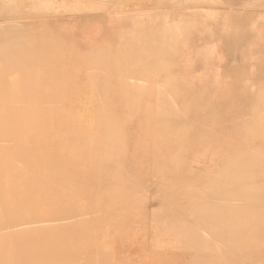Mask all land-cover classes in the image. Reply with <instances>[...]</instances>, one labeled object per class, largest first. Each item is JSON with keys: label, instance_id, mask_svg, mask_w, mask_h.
<instances>
[{"label": "bare ground", "instance_id": "obj_1", "mask_svg": "<svg viewBox=\"0 0 264 264\" xmlns=\"http://www.w3.org/2000/svg\"><path fill=\"white\" fill-rule=\"evenodd\" d=\"M2 2L11 8L9 12L13 13L12 16L17 13L13 0ZM9 26L8 29H11ZM17 34L9 35L7 39L0 35V89H6L3 99H0V264H169L170 260H175L177 264H200L198 262L202 261L218 264L221 260V264H264V254L261 255L257 249L264 244L261 243V239H264V65L253 69L260 75L240 77L237 83L239 90L224 93L216 92V89L215 92L209 91L210 78L213 77L209 72L207 74L211 77L206 75L209 78H206V82L189 81L187 78L178 80L174 76L166 80L167 68H159V72L164 74L152 78L165 79H156L151 83L150 78V82L140 84L139 88L143 91L138 90L141 92L139 95L148 92L141 96L145 106L141 105L142 112L137 118L134 113L126 114L121 106L116 108L113 105L114 111L106 113L107 105L103 114L93 113V108H85V113L90 110L92 114L84 118L92 121L84 122L80 116L82 119L78 118L84 122L81 124L80 120L74 122L73 114L61 115L56 108L49 109L43 105L35 110L38 107L34 105H31L34 109L27 107L30 100L25 96L17 99V96L25 94L28 83L18 81V78L25 80L18 74L32 70L39 73L41 70L39 66L20 64L18 58L21 52L6 48L10 42H18L22 38ZM52 46L50 44L49 47ZM244 47L247 46L244 45L242 49ZM242 51L246 54V50ZM223 59L218 61V66ZM253 59L248 57L250 61ZM208 80L211 82L207 83ZM72 81L76 82L75 79ZM121 86L118 84L119 88ZM184 86H190V89H181ZM80 87L83 89V86ZM40 92L36 93L41 97L43 94ZM138 100H131L134 101L131 107L139 105V102L135 105ZM84 101L87 103L86 99ZM4 103L9 106L4 107ZM78 103L80 105L82 102ZM78 108L76 114L81 109ZM148 135L151 140L144 145L143 138ZM130 138H135V142ZM36 139L38 143L39 140L43 141L39 147H44L36 149ZM71 143L76 146L74 149H71ZM143 147L153 151L149 162L142 163L139 157L140 164H135L137 166H130L131 163L127 161L128 164L124 163L119 169L117 161L124 153L130 152L132 156L135 152L140 154ZM129 234H133V238H137L136 234H151L146 238L153 237L154 242L164 239L169 245L156 244L153 249L148 247L149 254L152 252L151 259H148L146 254L143 256L141 253H148L147 247L144 249V239L137 241L143 237L140 236L134 243L136 238L132 240ZM152 234H156L155 237ZM178 235L181 237L177 238ZM124 237L130 238L126 241L131 240L135 245H131V242L129 245L137 249L127 245ZM141 241L143 248L139 247L140 244L138 246ZM136 251L142 255L139 257ZM135 254L137 258H134Z\"/></svg>", "mask_w": 264, "mask_h": 264}, {"label": "rangeland", "instance_id": "obj_2", "mask_svg": "<svg viewBox=\"0 0 264 264\" xmlns=\"http://www.w3.org/2000/svg\"><path fill=\"white\" fill-rule=\"evenodd\" d=\"M13 2L15 4V8L17 11V13H15L14 16H12L13 15L12 12H9L11 8L5 6L3 4L2 0L0 1V18L1 17L3 18V21H2V18L0 19L1 20L0 21V35L7 39V37L9 38V35L10 36H12V35L16 36V34L18 33L17 35L21 36L22 38L18 42H16V41L10 42V46H6V48L11 47L12 50L17 49L21 52V54L18 58V60L20 61V64L31 66V67H32V65L33 66L35 65L36 67L39 66L38 68H41V70H42V71L40 70L41 73L40 72L37 73V71L32 70V71H28V72L25 71L26 73H28V75L25 72H21V74L20 73L18 74L19 76H22L21 77L22 79L25 78V80L24 79L21 80L20 78H18L17 79L18 81H21V82L24 81L25 83L22 82L24 84H26V82H28V83L30 82V83H29V85H28V83L26 84V86H25L26 88L25 87L22 88V89L25 88V90H24L25 94L17 96V99H19V98L22 99L25 96V99L30 100V102L28 103L30 106L28 105L27 107L33 108V106L31 107V105H34L36 108L38 107V109H35V110H39V108H42L43 106L44 107L48 106L47 108H49V109H55L56 108L57 111L59 110V113L61 115L67 114V115L72 116V114H73L72 117L75 119L74 122H77L80 120L79 122L81 124L84 123L85 121L86 122L92 121L91 119H89V121H88V117H90L88 115L92 114V113H90V110H92L91 108H93L92 112L94 111L95 113H100V114H103L105 112L106 113H108V112L112 113L114 111V107H112L113 105L116 108H120V106H121V108L124 110V112H126V114H127V112H129L128 115L136 114L134 116L137 118L138 115L142 112L141 111V108H142L141 105H143L142 104L143 98H141V96L144 97V94L146 92H148V90L147 91L145 90L146 92L143 93V95H139L143 91L142 88H139L140 84H142L143 82H150V80H151V83H154L156 81V79H157V81H159L160 79L162 81L163 79L166 78L165 76H167L166 80H168V79L171 80L175 77V78H178V80L179 79L182 80L183 78H187V80H189V81L196 80L195 82H199V80H200V82H206L205 81V80H207L206 78H208L209 75H212L213 77H211V76H210L211 78L209 77L212 82L210 80L207 81V83L211 82L210 83L211 86H210V88H208L209 91H214L216 89L215 90L216 92L224 93L226 91H234V90L237 91V90H239L240 86L237 83L241 79L240 77L247 76V75L248 76L260 75L259 74L260 72H257V71L254 72L253 69L256 67H263V65H264V50L261 49V48H264V43H263L264 42V39H263L264 38V30H263L264 29V0H53L51 2L49 0L48 4L45 3V1L42 2V0H38V1L37 0H13ZM97 6H99V7H97ZM170 11H174L175 13L172 12L170 14ZM79 16H88V17L92 16V18H94L95 21H92L91 24L88 25L89 28H91V29H88L87 32L86 31H80V30L76 31V29H74L75 20ZM17 17H19V18L17 19ZM4 19L7 21H4ZM11 22H12V24L14 22L15 23L12 25ZM258 23H260V24L258 25ZM17 24H19V25H17ZM8 26L11 27V29H12V27H14L13 30L14 29L15 30L11 31V29H8ZM15 26H17V28ZM253 26H255V27H253ZM14 32H15V34H14ZM260 32H262V33L260 34ZM262 36H263V38H262ZM213 39H215V40L213 41ZM261 40H262V42H261ZM8 41L9 40H7L6 43H8ZM49 43L51 44V46L52 45L53 46L49 47L50 46ZM163 43H166L167 45L163 46ZM219 43H220V45H219ZM69 44H70V47L68 46ZM241 45H242V47H241ZM244 45L247 47H244L245 49H242ZM63 46L65 48H63ZM248 46H249V48H248ZM250 46H251V48H250ZM254 48L256 49V51ZM53 49H54V51H53ZM45 50L48 53H46ZM113 50H115V51H113ZM132 50H133V53H132ZM154 50H156V51H154ZM242 50H246V54H245V51L243 52ZM249 50H250V53H249ZM69 51H70V53H69ZM89 51H91V52L87 53ZM247 51H248V53H247ZM34 52H40V53L34 54ZM120 52L123 53V55L122 54L120 55ZM136 52L138 54H136ZM216 52H217V54H216ZM227 52H230V53H227ZM236 52H238V53H236ZM240 52L245 54V56L247 57L246 60H245L246 57L244 55H242V53L240 54ZM50 53H52V54L54 53V54L52 55ZM139 53H141V55ZM254 53L258 56H256ZM44 54H46V55H44ZM95 54H96V56H95ZM103 54H104V56H103ZM131 54H133V55L131 56ZM33 55H34V57H33ZM65 55H67V56H65ZM99 55H101V56H99ZM135 55L137 56L136 57L137 60L135 59ZM175 56L177 57L176 60H175ZM241 56L244 57V59ZM253 56H254L255 60L253 59ZM259 56L263 57V59L260 58ZM248 57L250 60L253 59V61L248 60ZM250 57H252V58H250ZM256 57H257V60H256ZM142 58L144 59V61ZM198 58L200 60H198ZM206 58H207V60H206ZM222 58H224V59L229 58L228 60H230V59L231 60L229 61V63H227L228 60L226 59L227 61H226V63H224L225 60L223 59L221 61L222 64L219 63V66H218L217 65L218 61H220ZM233 58L236 61L239 59L238 62L234 63L235 60ZM241 58L244 60V62H242L243 60ZM74 59H76V60H74ZM107 59H109L111 61V63ZM184 60L186 62L187 61L188 62L186 63ZM204 60H206V61H204ZM56 61H57V63H56ZM23 62H25V63L27 62V63L25 64ZM79 62H81V63H79ZM107 62H108V64H107ZM125 62H127L128 64ZM129 62H131L132 64ZM204 63L207 65H205ZM46 64H47V67H46ZM48 64L50 67L48 66ZM121 64H122V66H121ZM57 65H58V67H57ZM211 65H213V66H211ZM170 66L172 67V69ZM202 66H204V67H202ZM61 67H63V69ZM112 67H115V68L112 69ZM119 67H120V69H118ZM133 67H135L134 70H133ZM196 67L198 68V70ZM217 67H219V68H217ZM159 68H167L166 72H165V76H164L165 78L162 77L159 79L158 78L153 79L152 77L161 76L164 74V73L162 74L161 72H159ZM242 68H243V70H242ZM121 69H122V71L123 70H125V71L122 72ZM135 69H137V70H135ZM139 69H141V70H139ZM173 69L178 70V71H173ZM210 69L212 71L211 73H210ZM185 70H188V71H185ZM70 71H72V72H70ZM100 71H101V73H100ZM46 72H48V73H46ZM34 73H36V74L33 75ZM52 73H53V75H52ZM105 73H108L107 74L108 76ZM129 74L131 75L130 78H129ZM66 75H67L69 81L67 80ZM103 75L106 76V78ZM138 75H140L139 76V78L141 77L140 79L138 77H136ZM206 75H208V77H206ZM71 76H72V78H71ZM116 76H118V77L116 78ZM143 76H144V78H143ZM171 76H172V78H171ZM135 77L138 78L139 81L136 80ZM29 78H31V79H29ZM32 78H33V81H32ZM65 78H66V80H65ZM120 78L123 80H120ZM127 78H129L130 80H135L136 82L132 81V83H133L132 84L131 81ZM41 79H42V81H41ZM73 79H75L76 82L72 81ZM96 79H97V81H96ZM84 80H85V82H84ZM111 80H112V82H111ZM116 80H117L118 84H121L124 87L123 88L121 86V88H123V89L118 87ZM187 80H186V82H188ZM54 81H55V83H54ZM67 81H68V83H67ZM107 81H109V82H107ZM113 81H114V84H113ZM38 82H40V84ZM44 82L47 84H45ZM73 82L76 85H74ZM71 83L73 84V86H71L72 85ZM79 83H81L82 85ZM183 83H185V82L183 81ZM30 84H32V86ZM62 84H63V86H62ZM110 84H111V86H110ZM112 84L114 85L113 86L114 89L112 88ZM115 84H116V86H115ZM124 84L127 85L126 89H125L126 85H124ZM128 84H130V85H128ZM42 85H44V88ZM69 85H70V87H69ZM79 85L83 86L84 90ZM74 86H77L78 90H76V87L74 89ZM78 86H79V88H78ZM84 86L86 88H84ZM109 86L111 87V89ZM136 86H137V88H136ZM34 88H36V89H34ZM69 88L70 89L72 88V89L70 90ZM87 88H88V90H87ZM61 89H62V91L64 90L66 93L64 91L61 93L58 92V91H61ZM89 89L91 91L89 93H87L89 91ZM132 89H134L133 91L139 90L141 92L138 91L135 93V92H132ZM181 89L187 90V89H190V86H184V87H181ZM5 90H6L5 88H4V90H3V88L0 89V91H2V92H0V95L1 94L3 95V96L1 95L0 99H3L2 97H4V93H5L4 91ZM39 90H41V92ZM103 90H104V92H103ZM111 90H112V92H111ZM118 90H120V91L122 90V91L118 92ZM28 91H29V93H28ZM69 91H71V92H69ZM109 91H110V93H107ZM123 91H124L125 96L123 95ZM36 92L37 93L40 92V94H43V95H41L42 98L40 96H37L38 94ZM126 92L128 94H126ZM115 93H116V95H115ZM137 93H138V95H136ZM55 94H57V96H55ZM82 94H84V96L85 95L86 96L84 97ZM109 94L110 95L112 94L111 95L112 97ZM27 95H28V97H27ZM32 95H33V97H32ZM61 95H63V96H61ZM66 95H68V97H65ZM73 95L75 96V98ZM134 95H136V96H134ZM92 96H94V97H92ZM114 96H115V99H113L114 100L113 101L112 98H114ZM123 96L125 99L123 98ZM30 97H32V98L30 99ZM43 97H44V99H43ZM53 97L54 98L60 97V98L54 99ZM78 97L80 100L73 101L74 99H78ZM119 97H120V99H118ZM134 97L140 99L138 101H135V105L137 104V102H139V105L138 104H137L138 106L136 105L137 108L140 109L139 111H136V109H137V108L135 109L136 106L133 107L134 101H131V100H135ZM47 98L49 100H51L50 103H49V100ZM71 98L72 99L74 98V99L72 100ZM83 98L86 99L87 103L84 101L85 102V104H84L83 100H85V99H83ZM104 98H105V100H104ZM35 99H37V100H35ZM60 99H61V101H60ZM62 99H65V100L68 99V100L62 101ZM81 99H83V100H81ZM93 99H94V102H93ZM121 99H123L125 102L127 100V104ZM91 100H92V102H88ZM95 100L99 104H97L95 102ZM110 100H112V101H110ZM34 101H38V102H34ZM78 101L82 102L84 104V105H82V107H84V108H82L80 106L82 103L80 105H78L79 104ZM44 102H46L47 104L45 103V105H44ZM62 102H63V105L64 106L66 105V106L61 113L60 111L64 107L62 105ZM68 102H69V104H68ZM111 102H113V104ZM114 102H116L118 105L115 104ZM123 102H124V104H123ZM132 102H133V105L131 107ZM52 103H54V104H52ZM71 103H73L74 105ZM75 103H77V104H75ZM110 103H111V107L109 109ZM0 104H1L0 105V107H1L2 103H0ZM50 104H51V106H50ZM93 104H95L96 106ZM12 105H14V104H12ZM3 106L8 107L9 105L4 103ZM125 106H126V108H125ZM139 106H140V108H139ZM143 106H145V105H143ZM77 107H80L81 109H83V110H81L80 108H78L81 110V111L79 110V113H78L80 115L76 114L77 113V109H76ZM105 107L107 110L105 109ZM85 108L90 109V110H88L89 112L86 111L88 113H85V111H84ZM112 108H113V110H112ZM122 109H120V111H122ZM132 109H134L135 111H133ZM72 110H74V111H72ZM99 110H100V112H99ZM81 112H83V113L81 114ZM132 113H134V114H132ZM80 116L83 118L84 122L81 120L82 118ZM84 116H88V117L84 118ZM78 117H80L81 119ZM84 119H87V120H84ZM59 121L60 120H58V122ZM62 121H64V120H62ZM47 125H50V124H47ZM131 139H133L135 142V138H130L129 140H131ZM149 140H151L150 135L144 137L143 138L144 145ZM35 141L38 143L37 139ZM42 142H40V140H39L40 144ZM39 143L35 144L36 149H38L40 147L41 148L44 147L43 145H41L39 147V145H40ZM49 143H51V142H49ZM71 144L73 145V147L71 149H74L76 146H74V143H71ZM51 145H53V144H51ZM51 152H53V151L51 150ZM152 153H153V151H151V149L146 148V147H143L140 149V154L135 152L133 154V156L130 155V152L124 153V155L122 157L124 162L122 161L123 162L122 163L121 162L122 158L121 159L119 158L118 159L119 161H117V162H118V165L120 166V168L118 167V165H116L115 168H117V170H118V168L121 169V167L124 166V163H125V165L128 164L127 161H129V163H131L130 166H137L135 164H140V161H139L140 158L139 157L142 158V163L149 162L150 156H152ZM115 168H113V169H115ZM99 235L101 236L102 234H99ZM99 235L97 237L100 240L101 237L99 238ZM120 235H122V234H120ZM131 235L129 234L128 237H130L132 240L134 238H136V237L133 238V234H131ZM147 235L150 237L151 234H145V236H142L141 234H136L135 236H137V238L135 239L134 243H137L136 240L140 236L143 237V238H139L137 241H139L140 239H144V241L142 240L143 242H145L144 244H146V246H144L145 247L144 249H146V247H147L148 253L146 251H142L141 253L143 254V256H144V254H146L148 259H151L152 252H150V254H149V248L148 247H150V248L152 247L151 249H153V246L156 244H159L161 246H167L169 244L167 242H164L163 241L164 239H160V241L157 240L154 242L155 239L153 240L152 236H151L152 240L148 239L149 237ZM155 235L156 234H154L153 236L155 237ZM146 236L148 238H146ZM182 236H184V235H182ZM170 237L172 240L173 237L172 236H170ZM176 237L178 238L181 236L178 235ZM130 238L126 239V237H124V239H125L124 241H126V240L129 241ZM161 238H163V237H161ZM120 239L122 240L123 238H120ZM157 239H159V237H157ZM142 241H141V243L138 242V246L140 244L139 247H141V248H143L142 247ZM261 241H263L261 243H264V239H261ZM130 242H127L126 244L129 245V243H130L133 246L135 245L134 243H132L131 240H130ZM169 242H170V239H169ZM131 245H129V246H131ZM133 246H131V247H133ZM263 246H264V244H260L259 247L257 248V249H259L260 254L261 253L264 254V251H263L264 247ZM133 248H135V247H133ZM133 248L131 250H133ZM135 249H137V248H135ZM136 253L138 255L139 251H136ZM141 253H139V257H140ZM263 254H261V255H263ZM137 255L135 254L134 258H137L138 257ZM138 259H136V261ZM198 263L208 264L207 262L204 263V261H202V263L201 262H198ZM221 263H222V260L218 264H221ZM169 264H177V262L175 260H173V261L170 260Z\"/></svg>", "mask_w": 264, "mask_h": 264}, {"label": "crops", "instance_id": "obj_3", "mask_svg": "<svg viewBox=\"0 0 264 264\" xmlns=\"http://www.w3.org/2000/svg\"><path fill=\"white\" fill-rule=\"evenodd\" d=\"M48 4V1L49 0H42V2H44ZM53 1V0H50V2ZM43 4V3H42ZM99 7V6H97ZM164 12V11H163ZM174 12V11H170V14ZM175 13V12H174ZM100 18V17H99ZM92 21H95L94 18H92V16H79L76 20H75V25H74V29H76V31L80 30V31H86L88 29H91L89 28V24H91ZM167 44L166 43H163V46H166ZM169 45V44H168Z\"/></svg>", "mask_w": 264, "mask_h": 264}]
</instances>
